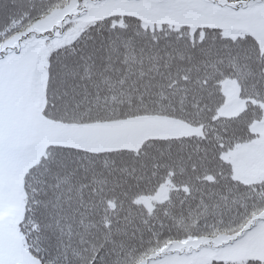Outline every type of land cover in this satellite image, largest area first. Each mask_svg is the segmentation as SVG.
Returning <instances> with one entry per match:
<instances>
[{
	"label": "snow or ice",
	"instance_id": "6c2138e0",
	"mask_svg": "<svg viewBox=\"0 0 264 264\" xmlns=\"http://www.w3.org/2000/svg\"><path fill=\"white\" fill-rule=\"evenodd\" d=\"M0 264H264V0H0Z\"/></svg>",
	"mask_w": 264,
	"mask_h": 264
}]
</instances>
